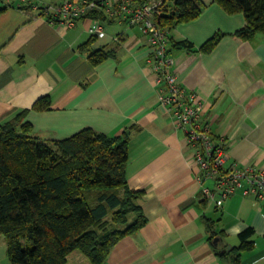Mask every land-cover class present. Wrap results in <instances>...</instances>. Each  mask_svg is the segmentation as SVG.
I'll list each match as a JSON object with an SVG mask.
<instances>
[{
    "label": "crops",
    "instance_id": "1",
    "mask_svg": "<svg viewBox=\"0 0 264 264\" xmlns=\"http://www.w3.org/2000/svg\"><path fill=\"white\" fill-rule=\"evenodd\" d=\"M21 1L0 0V125L29 111L26 122L42 141L63 140L86 128L130 135L128 184L142 192L138 204L147 224L124 238L106 264H233L235 255L229 253L242 246L240 235L247 230H252L250 248L239 264H264L263 205L240 194L222 208L206 202L196 180L194 149L160 104L147 62L152 46L141 29L102 17L105 33L93 37L91 20L71 29L52 26L25 8L27 3L18 6ZM201 1L202 15L169 33L178 46L172 69L185 89L200 96L213 137H225L226 166L264 168V35L238 38L244 15L228 14L216 0ZM217 35H222L217 45L202 52ZM89 41L90 51H81ZM184 42L192 51L179 47ZM96 50L109 56L94 64L89 54ZM43 98L51 109L33 110ZM206 220L214 223L218 246ZM0 264H10L3 236ZM67 264L92 263L75 251Z\"/></svg>",
    "mask_w": 264,
    "mask_h": 264
},
{
    "label": "trees",
    "instance_id": "2",
    "mask_svg": "<svg viewBox=\"0 0 264 264\" xmlns=\"http://www.w3.org/2000/svg\"><path fill=\"white\" fill-rule=\"evenodd\" d=\"M216 3L230 15H244L238 38L248 41L264 35V0ZM204 8L201 0H165L160 26L170 33L198 19ZM221 37L215 36L201 51L210 52ZM92 44L80 50L88 52ZM178 45L192 51L186 42ZM175 49L171 39L170 52ZM108 56L104 50L89 54L94 64ZM50 109L49 99L43 98L33 110ZM28 113L0 125V236L6 240L10 264H67L75 251L92 264H106L124 238L147 224L138 204L142 192L128 184L129 133L114 137L86 128L63 140L42 141L33 136ZM132 214L136 216L131 222ZM206 225L214 243V223L206 220ZM251 235L252 230L242 233V246L230 251L233 264L249 250Z\"/></svg>",
    "mask_w": 264,
    "mask_h": 264
},
{
    "label": "built area",
    "instance_id": "3",
    "mask_svg": "<svg viewBox=\"0 0 264 264\" xmlns=\"http://www.w3.org/2000/svg\"><path fill=\"white\" fill-rule=\"evenodd\" d=\"M165 0H66L58 5L41 1L22 0L29 11L46 18L52 26L71 29L83 19L91 20L89 32L93 37L105 33V17L109 22L138 26L148 37L152 55L148 66L155 76L159 101L177 127L184 130L194 149L193 165L197 182L202 185L206 202L222 208L237 194L254 197L264 209V168L232 163L226 166L225 137L215 138L211 126L204 121L203 104L195 91L185 89L172 69L169 32L160 26ZM24 8V9H25ZM212 186H209V184Z\"/></svg>",
    "mask_w": 264,
    "mask_h": 264
},
{
    "label": "water",
    "instance_id": "4",
    "mask_svg": "<svg viewBox=\"0 0 264 264\" xmlns=\"http://www.w3.org/2000/svg\"><path fill=\"white\" fill-rule=\"evenodd\" d=\"M218 242H219V239L216 238V239L214 240V243H215L216 246H218ZM230 248H231V247H228L227 250H225L224 252L228 251Z\"/></svg>",
    "mask_w": 264,
    "mask_h": 264
},
{
    "label": "rangeland",
    "instance_id": "5",
    "mask_svg": "<svg viewBox=\"0 0 264 264\" xmlns=\"http://www.w3.org/2000/svg\"><path fill=\"white\" fill-rule=\"evenodd\" d=\"M135 216H136L135 214L130 215V221L131 222L134 220Z\"/></svg>",
    "mask_w": 264,
    "mask_h": 264
}]
</instances>
